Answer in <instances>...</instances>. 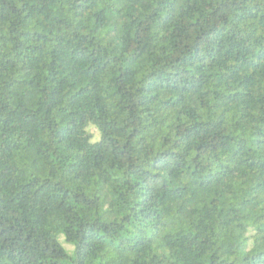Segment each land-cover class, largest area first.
Returning a JSON list of instances; mask_svg holds the SVG:
<instances>
[{"label":"trees","instance_id":"1","mask_svg":"<svg viewBox=\"0 0 264 264\" xmlns=\"http://www.w3.org/2000/svg\"><path fill=\"white\" fill-rule=\"evenodd\" d=\"M0 264H264V0H0Z\"/></svg>","mask_w":264,"mask_h":264},{"label":"rangeland","instance_id":"2","mask_svg":"<svg viewBox=\"0 0 264 264\" xmlns=\"http://www.w3.org/2000/svg\"><path fill=\"white\" fill-rule=\"evenodd\" d=\"M87 132L92 136L93 141H96L99 138V134H98V132L96 131V129L94 127L89 126L87 128ZM66 248L69 250L68 247H66Z\"/></svg>","mask_w":264,"mask_h":264}]
</instances>
